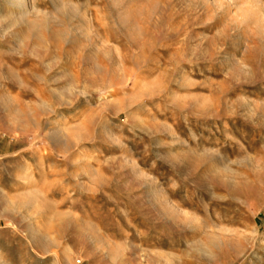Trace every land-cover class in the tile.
<instances>
[{
  "label": "rangeland",
  "instance_id": "1",
  "mask_svg": "<svg viewBox=\"0 0 264 264\" xmlns=\"http://www.w3.org/2000/svg\"><path fill=\"white\" fill-rule=\"evenodd\" d=\"M24 1L0 264H264V0Z\"/></svg>",
  "mask_w": 264,
  "mask_h": 264
},
{
  "label": "bare ground",
  "instance_id": "2",
  "mask_svg": "<svg viewBox=\"0 0 264 264\" xmlns=\"http://www.w3.org/2000/svg\"><path fill=\"white\" fill-rule=\"evenodd\" d=\"M8 2H9V4H10V6H14L15 4L16 5H18L19 6V8L20 9H26L27 8V6L25 5V1L24 0H8ZM16 2V3H15ZM33 189V188H32ZM34 194H29L28 196H27V199L28 200H31L32 199V201H33V199H35V195L33 196ZM31 201V202H32ZM34 203V205L35 206H37V202H36V200L33 202Z\"/></svg>",
  "mask_w": 264,
  "mask_h": 264
}]
</instances>
